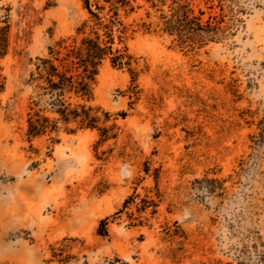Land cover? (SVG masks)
Returning <instances> with one entry per match:
<instances>
[{"label":"rangeland","instance_id":"obj_1","mask_svg":"<svg viewBox=\"0 0 264 264\" xmlns=\"http://www.w3.org/2000/svg\"><path fill=\"white\" fill-rule=\"evenodd\" d=\"M174 2L224 33L180 45ZM131 3L0 0V264H264V0ZM97 34L96 127L30 135L39 58Z\"/></svg>","mask_w":264,"mask_h":264},{"label":"trees","instance_id":"obj_2","mask_svg":"<svg viewBox=\"0 0 264 264\" xmlns=\"http://www.w3.org/2000/svg\"><path fill=\"white\" fill-rule=\"evenodd\" d=\"M109 3L110 11L118 14L120 8L129 7L131 0H105ZM89 0H87V3ZM176 3V2H174ZM96 20H101L99 13L91 10ZM103 9V7H99ZM171 14L164 16L163 30L175 35L180 45H203L205 41L215 40L224 33L219 21L212 18L204 20L195 14L189 3H176L171 7ZM100 36L95 38L86 36L79 45H73L63 56L57 51L56 57L39 58L37 69L32 73V80L38 82L42 90L41 95H47L52 105V111L59 117L55 122L39 112L31 114L28 118V133L33 136L46 133L56 128V123L62 121L70 123L77 122L80 127H96V117L92 116V107H86L83 103L72 106L66 97L72 95L81 98H89L91 95V82L98 71V65L102 58L113 49V37H110L109 45L100 44ZM54 52V50L52 51ZM119 55L115 56L114 62ZM122 64V61L119 62ZM74 132V129L69 128ZM105 221H102V227Z\"/></svg>","mask_w":264,"mask_h":264}]
</instances>
